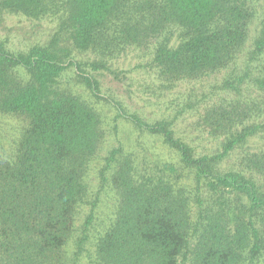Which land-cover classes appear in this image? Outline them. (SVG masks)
Masks as SVG:
<instances>
[{
  "label": "trees",
  "instance_id": "16d2710c",
  "mask_svg": "<svg viewBox=\"0 0 264 264\" xmlns=\"http://www.w3.org/2000/svg\"><path fill=\"white\" fill-rule=\"evenodd\" d=\"M261 1L0 0L2 12L58 21L44 45L13 51L0 41V115L23 123L0 157V264H264V100L205 109L202 125L223 138L211 155L177 137L174 120L130 117L168 151L161 165L110 140L117 129L82 70H108L110 59L154 43L151 69L169 88L228 71ZM85 53L97 59L76 60ZM255 63L264 65V22L244 71L218 88L252 81L264 90ZM72 66L82 93L63 82ZM251 140L259 148L245 151ZM237 149L241 168L223 169Z\"/></svg>",
  "mask_w": 264,
  "mask_h": 264
},
{
  "label": "rangeland",
  "instance_id": "374dc122",
  "mask_svg": "<svg viewBox=\"0 0 264 264\" xmlns=\"http://www.w3.org/2000/svg\"><path fill=\"white\" fill-rule=\"evenodd\" d=\"M263 22L264 0L258 6V14L250 27V37L246 47L228 71L217 73L200 81L181 83L172 88L161 84L151 69L154 43L148 47H132L120 56L110 59L108 70L93 71L92 68L84 66L83 74L91 76V79L97 83L99 100L95 101L99 109L103 110L111 128L117 129L118 137L111 136L110 140L113 139L115 143L117 139V142L123 143L128 151L137 146L140 151L144 150L143 153L147 158L161 165L172 161L160 140L143 138L129 121L130 117L138 116L147 123L163 119L174 120L176 136L193 147L200 155H211L221 151L223 138L212 136L209 130L202 125L200 118L205 109L211 105H227L239 101L241 104L250 106L254 103L262 106L264 90L252 81H247L241 86L240 92H224L218 87L227 74L244 71L247 53L252 49ZM57 27L58 21L52 17L33 20L20 14L0 11V41L8 43L13 51H26L34 45L48 43ZM75 58L86 64L97 59L90 53L75 54ZM253 67V77L264 76L263 63H255ZM74 69L77 71L76 66L70 68L63 82L68 88L82 93L83 88L78 85L74 86ZM190 102L194 108H187ZM182 110L184 111L181 112ZM115 118L116 122H114ZM20 120L0 115V157L4 152H11V146L18 138L19 130L23 125ZM258 148V142L251 140L244 149L254 151ZM243 153V149H237L224 160L223 169L239 170ZM109 200L105 199V203L98 211V215L102 218L111 213Z\"/></svg>",
  "mask_w": 264,
  "mask_h": 264
}]
</instances>
